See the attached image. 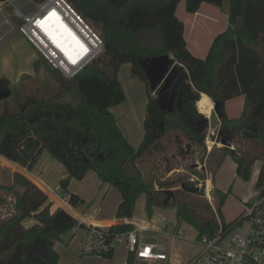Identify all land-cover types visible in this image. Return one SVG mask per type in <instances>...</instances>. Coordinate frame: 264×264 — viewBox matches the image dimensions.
Wrapping results in <instances>:
<instances>
[{
    "label": "trees",
    "instance_id": "16d2710c",
    "mask_svg": "<svg viewBox=\"0 0 264 264\" xmlns=\"http://www.w3.org/2000/svg\"><path fill=\"white\" fill-rule=\"evenodd\" d=\"M66 1L99 31L103 52L70 80L44 61L59 83V91L50 98L21 100L17 86L0 78V91L9 88L11 97L15 91L17 95L16 111L6 105L0 108V155L32 170L47 152L68 173L61 181L65 193L72 179L81 181L94 171L103 183L119 191L118 219L132 218L136 200L145 195L149 217L155 207L174 204L178 219L190 222L198 239L215 234L219 225L211 206L183 198L188 192L181 186L188 182L187 176L164 178L141 163L171 132H182L189 147H196L202 156L206 154L207 129L196 131V123L204 117L197 110V102L205 94L220 106L219 141L225 140L229 148L235 143L250 146L234 150L237 176L249 179L253 165L261 161L256 187L264 186V0H229V26L215 37L204 59L188 50L176 8L185 1L187 12L195 13L202 4L220 7L223 0ZM165 54L179 67L173 89L184 95L182 108L172 113L161 109L160 95L151 90L143 66L148 59ZM125 64L131 65V76L145 84L148 97L144 136L138 148L126 140L110 111L125 101L118 78ZM39 68L36 62V75ZM26 79L32 78L25 75L21 81ZM241 95L245 97L242 113L229 119L225 104ZM230 154L232 150L225 147L211 152L206 167L213 171V178ZM2 190L13 196L15 214L0 221V264H58L55 244L76 228L78 221L64 209L52 212L44 191L21 174H14L10 186L0 184ZM171 190L176 199L166 205ZM213 193L219 218L225 224L222 207L228 193L218 189ZM4 201L0 198V203ZM82 202L71 194L72 207ZM28 217L36 220L31 227L24 225ZM133 229L132 224H125L111 226L109 231L115 234ZM113 255L114 250L102 257L110 259ZM127 262L136 264L134 255H128Z\"/></svg>",
    "mask_w": 264,
    "mask_h": 264
},
{
    "label": "built area",
    "instance_id": "2783aa9c",
    "mask_svg": "<svg viewBox=\"0 0 264 264\" xmlns=\"http://www.w3.org/2000/svg\"><path fill=\"white\" fill-rule=\"evenodd\" d=\"M2 7L11 6L16 18L22 21V36L37 50L45 62L64 78L73 79L90 65L104 49L102 38L84 21L66 0H0ZM55 12L59 20L67 27L87 51L74 50L76 63L65 58L61 52L44 35L40 21ZM218 135L210 130L206 138V147L211 151ZM220 142V141H219ZM209 143H212L210 146ZM221 146V145H220ZM223 146V145H222ZM231 150H235L230 147ZM61 176V180L67 179ZM207 179L197 184L198 189L205 185L204 195L212 204L215 198L213 189H207ZM195 182V180H191ZM54 203L61 209L70 208L71 195L65 193L61 182L51 190ZM216 211V210H215ZM218 230L213 235L196 239L198 251L189 260L179 261L170 255L168 246L159 238L151 235L156 228L149 221L136 223L132 231L126 233H110L109 229L90 223H82L85 230L82 242L83 255H99L115 251L120 244L127 246L128 255H134L135 262L142 264H264V186H257L255 194L244 202L240 217L232 222L223 223L217 216ZM244 221L248 228L244 232H234L242 227ZM77 226L71 232H78ZM172 239H181L183 232L177 225L162 224L157 230Z\"/></svg>",
    "mask_w": 264,
    "mask_h": 264
},
{
    "label": "crops",
    "instance_id": "0c3cea01",
    "mask_svg": "<svg viewBox=\"0 0 264 264\" xmlns=\"http://www.w3.org/2000/svg\"><path fill=\"white\" fill-rule=\"evenodd\" d=\"M176 16L184 24V37L188 50L195 57L204 59L208 55L215 37L225 32L229 26V0H223V4L220 7L208 3L202 4L198 11L195 13L187 12L185 1H181L176 8ZM38 60L39 58L37 54H35V52L31 50L30 44H28L25 38L12 27L11 21L6 16L3 7L0 8V78L9 79L12 85L17 83L19 80L21 81L22 77L25 75L33 78L36 76L35 63ZM118 78L125 93V101L120 105L111 107L110 111L113 114L116 123L126 140L134 148H138L144 136L143 124L145 120L148 101L146 86L139 79L133 78L131 76L130 64H125L120 67ZM203 96H206L208 99H210L207 95L202 94L199 98V101ZM244 104L245 97L243 95L228 100L225 104V109L229 119L238 118L242 113ZM238 108H240V114L237 116L235 111ZM199 113L201 112L199 111ZM45 153L46 152L41 155L36 166L32 170L21 167L20 165L10 162L7 159L3 160L5 161L4 163L6 165H10L15 168L14 172H12L11 174L12 180L14 179V174L18 173L29 179L31 182L35 183L48 196L49 201L52 203L51 211L54 212L56 209L61 207L57 203L52 202L53 198L51 190L60 183L61 176L66 174L67 171L60 162L54 160L50 155L48 156V154ZM235 168L237 169L236 162ZM59 172L62 173L59 175ZM90 173L91 172H88L81 181L72 180L68 187V193L70 195H77L80 199L83 200L82 205L80 204L76 207L71 206L70 208L64 209L78 221V226L86 222L95 226H100L101 228L109 229L111 226L115 225L132 224L133 226H135L136 223L149 221L151 225L156 228L155 231L151 233V235L159 238L168 246V252L170 255L174 256V258L179 261H183L176 252L172 251L173 248H171V245H173L176 240L172 239L166 234L157 231L162 224H156L153 219L144 218L143 220H141L142 218L135 214L130 219H118L116 214L118 206L121 202V195H117L114 191L115 188L111 187L109 184L102 182L99 185L98 178H95V176ZM258 177L256 179V183ZM215 179L212 178L208 180L211 183L210 190L212 188L213 192L215 189H217L214 186ZM96 188H103L104 203L99 209H91L85 212L82 209V207L85 205L83 203H85L88 198H91L95 195L97 196L98 192L93 195L92 191V189L96 190ZM251 194L252 192L249 189L248 192L240 197L241 202L244 203L246 200H249L251 198ZM110 197V201H112V203L108 204L106 200ZM35 223L34 221H24V225L26 227H31ZM179 223L180 220L178 219V221L176 222L177 227L183 232V230L180 229ZM80 227L82 228L83 225ZM69 233L72 239L77 235L78 232L76 234H73L72 232ZM84 235L85 230H83L81 234V243L83 242ZM64 236L61 240L65 238ZM71 239H69V241ZM196 239L197 238H195V240L193 241L194 245L196 246V251L191 257H193L198 251V244L196 242ZM56 244L55 249L58 254H61L62 250L59 249ZM59 256L60 259L58 264H66L62 260L61 255ZM80 257V259L84 260L85 262H94V258H86V256L84 255ZM127 259L128 254L124 264H128Z\"/></svg>",
    "mask_w": 264,
    "mask_h": 264
},
{
    "label": "rangeland",
    "instance_id": "374dc122",
    "mask_svg": "<svg viewBox=\"0 0 264 264\" xmlns=\"http://www.w3.org/2000/svg\"><path fill=\"white\" fill-rule=\"evenodd\" d=\"M0 8H2L0 4ZM3 10L5 11L6 16L11 21L12 27L21 34L20 26L22 21L15 17L13 13V9L11 6H4ZM92 29L100 36L99 31L93 27ZM22 35V34H21ZM26 40V39H25ZM27 41V40H26ZM28 42V41H27ZM28 44H30L28 42ZM31 50L37 54L39 60L37 61L40 65L37 75L29 80L18 81L14 85L17 86V95L20 96L21 100L26 99L27 97H36V98H50L52 97L57 91H59V83L57 80V76L55 73L51 72L52 70L47 66L44 62V59L41 55L37 52V50L30 44ZM16 91L15 94L7 100V102L0 101V108L6 107L10 111L17 110V96ZM155 95V93H154ZM214 104L212 100L208 99L206 96H203L201 100L198 102V109L202 114L205 116L209 113L208 109L210 106ZM240 108L236 109L235 113L238 116L240 114ZM207 134H209V129L207 130ZM207 138V135H206ZM205 138V144H206ZM177 139V140H176ZM178 141V142H177ZM212 145V143H209ZM217 145L213 147L211 151H206L205 155H201L199 150H196V147H189V142L186 136L182 132H171L167 135V137L159 142L156 147L151 151L148 157L142 160V167L153 169L156 172L159 171V176L164 178H171L174 176H178L179 174L185 175L188 177V181L195 180V182H204L207 179L213 178V171L206 167V163L208 157L211 155V152L217 151L221 149L222 144L218 142ZM207 146V145H206ZM242 148H249L248 144H239L235 143L233 148L239 151ZM45 154H48L47 152ZM49 156V154H48ZM2 158V159H1ZM5 159L0 155V184L4 186H10L13 184V180L11 177L12 172H14V167L10 165H6L4 162ZM55 160V159H54ZM45 162V161H44ZM207 168V169H206ZM194 170V171H192ZM261 170V162L257 161L251 170V175L249 179L245 180L236 175V168H235V161L233 156L230 154L228 155L222 165L220 166L216 179L214 180V186L218 190L228 193L227 200L222 207V214L225 219V223L232 222L238 219L243 211L244 203L241 202L240 197L243 196L246 192L251 190L252 194L251 197L256 192V179ZM17 172V171H15ZM90 174H93L95 178H98L99 185L102 183L100 178L97 174L93 171ZM93 172V173H92ZM62 172H59L60 175ZM203 176V180H198V175ZM68 176V174L66 173ZM74 180V179H72ZM71 180V181H72ZM86 180V179H85ZM60 178V182H61ZM77 181V180H76ZM86 182V181H85ZM193 182V181H191ZM207 185L211 186L210 181H208ZM93 195L98 192L97 196H93L88 198L82 209L87 212L91 209H99L102 204L104 203L103 195L104 190L96 188L92 189ZM117 195H120L119 191L114 189ZM214 196V193H213ZM0 198H4L5 201L0 203V221L12 216L15 214V200L13 196L5 190L0 191ZM183 198H188V202H198V203H207L209 206L212 207V204L203 194H199L198 192L195 193H187ZM215 198V197H214ZM111 197L106 200V202L112 203L110 201ZM82 205L79 203L78 205ZM215 210L213 209L215 216L219 217L217 212V203L216 200L213 202ZM135 215H138L141 220L144 218L153 219L156 224H168V225H177L176 222L178 221L177 218V207L172 204L162 208H155L152 215L149 217L146 211V197L145 195H141L136 200L135 204ZM218 220V219H217ZM35 220L31 217L25 219V222H30ZM180 229L183 230V237L182 239H176L175 243L171 245L173 248V252H176L183 260V263L187 261L196 251V246L194 245V240L197 238V231L191 225L190 222L182 219L180 220ZM248 228V222L244 221L242 227L235 229L234 232H244ZM83 227L78 228L77 235L71 239L70 233L65 234V238L63 240H59L56 243V246L62 250L61 255L62 260L66 264H124L127 258V246L125 244H120L115 247L114 255L112 258H104L99 255H86L87 257L94 258V262H85L81 260L80 256L83 255L82 251V243L80 241L81 234L83 232ZM69 239H71L69 241ZM80 253V254H79ZM85 256V255H84ZM80 259V260H79ZM136 264H142L141 262H137Z\"/></svg>",
    "mask_w": 264,
    "mask_h": 264
},
{
    "label": "water",
    "instance_id": "95a60500",
    "mask_svg": "<svg viewBox=\"0 0 264 264\" xmlns=\"http://www.w3.org/2000/svg\"><path fill=\"white\" fill-rule=\"evenodd\" d=\"M173 58L168 55H162L159 57H153L148 59L143 63V66L146 71V77L149 80L150 88L155 93L160 95L159 104L162 110L167 111L168 113L175 112L180 110L183 106L184 95L179 93L177 98L175 94L171 98L163 100V93L170 88L172 83L176 80L179 67L176 62H173ZM12 95L11 89L1 90L0 91V101L9 99ZM167 106V108H166ZM203 115V114H202ZM204 117L196 123V131L201 133L205 129L214 131L218 135L217 141L219 142V131L221 127L222 113L220 111V106L218 103L214 102V108L209 117L203 115ZM221 144L230 149L225 140L221 141ZM234 150H232V155ZM198 180L202 181L203 177L198 175ZM198 182L188 181L181 186V188L188 192L194 193L198 192L203 195L205 193L206 186L203 185L198 189ZM175 193L171 190L168 191V198L165 201L166 205H169L171 201H175Z\"/></svg>",
    "mask_w": 264,
    "mask_h": 264
},
{
    "label": "bare ground",
    "instance_id": "6f19581e",
    "mask_svg": "<svg viewBox=\"0 0 264 264\" xmlns=\"http://www.w3.org/2000/svg\"><path fill=\"white\" fill-rule=\"evenodd\" d=\"M41 23L44 24V27H41L44 35L52 42L59 52L67 59H70V56L74 58V50L76 48L78 49L79 45L76 43V37L69 32L67 27L60 20H57L51 15H48L45 19L42 18L40 25ZM45 29H47V31ZM213 108L214 104L208 109L209 113L206 115L207 117L211 115ZM207 189L210 191L209 185H207Z\"/></svg>",
    "mask_w": 264,
    "mask_h": 264
},
{
    "label": "flooded vegetation",
    "instance_id": "af4514ba",
    "mask_svg": "<svg viewBox=\"0 0 264 264\" xmlns=\"http://www.w3.org/2000/svg\"><path fill=\"white\" fill-rule=\"evenodd\" d=\"M174 83V82H173ZM173 83L172 85L170 86V88L168 90H166L164 93H163V100L165 101L166 99H169L171 98V96L173 94H175L176 98H177V95L179 94V92H177L176 90L173 89ZM167 108V106H166Z\"/></svg>",
    "mask_w": 264,
    "mask_h": 264
},
{
    "label": "snow or ice",
    "instance_id": "6c2138e0",
    "mask_svg": "<svg viewBox=\"0 0 264 264\" xmlns=\"http://www.w3.org/2000/svg\"><path fill=\"white\" fill-rule=\"evenodd\" d=\"M51 16H52V17H55L57 20H59V17L56 16V13H55V12L51 13ZM40 26H41V27H44V24L41 23ZM45 30L47 31V29H45ZM76 43L79 45V47H80L83 51H85V52L87 51V49H85V48L83 47L82 44H79V41H76ZM70 59H72V63H76V59H75V58H73V57L70 56Z\"/></svg>",
    "mask_w": 264,
    "mask_h": 264
}]
</instances>
